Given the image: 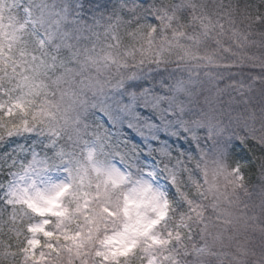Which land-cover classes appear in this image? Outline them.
Listing matches in <instances>:
<instances>
[{
  "label": "snow or ice",
  "instance_id": "snow-or-ice-1",
  "mask_svg": "<svg viewBox=\"0 0 264 264\" xmlns=\"http://www.w3.org/2000/svg\"><path fill=\"white\" fill-rule=\"evenodd\" d=\"M0 264H264V0H0Z\"/></svg>",
  "mask_w": 264,
  "mask_h": 264
},
{
  "label": "clouds",
  "instance_id": "clouds-1",
  "mask_svg": "<svg viewBox=\"0 0 264 264\" xmlns=\"http://www.w3.org/2000/svg\"><path fill=\"white\" fill-rule=\"evenodd\" d=\"M251 147L253 148V150H254L257 154H259V149H257L256 146H255L254 144H252ZM236 150H237V151H240V146H239V145H237V149H236Z\"/></svg>",
  "mask_w": 264,
  "mask_h": 264
}]
</instances>
